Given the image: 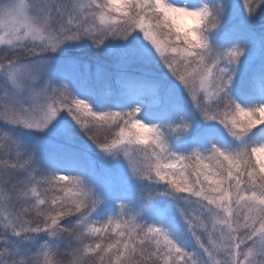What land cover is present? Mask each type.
Masks as SVG:
<instances>
[{"label":"snow or ice","instance_id":"obj_1","mask_svg":"<svg viewBox=\"0 0 264 264\" xmlns=\"http://www.w3.org/2000/svg\"><path fill=\"white\" fill-rule=\"evenodd\" d=\"M0 264H264V0H0Z\"/></svg>","mask_w":264,"mask_h":264},{"label":"trees","instance_id":"obj_2","mask_svg":"<svg viewBox=\"0 0 264 264\" xmlns=\"http://www.w3.org/2000/svg\"><path fill=\"white\" fill-rule=\"evenodd\" d=\"M261 26V22L257 19L254 23H253V27L259 31ZM79 55H81L86 61L92 62L93 64L97 61H104L105 58L102 55H97V50L95 49H91L85 52H79Z\"/></svg>","mask_w":264,"mask_h":264}]
</instances>
